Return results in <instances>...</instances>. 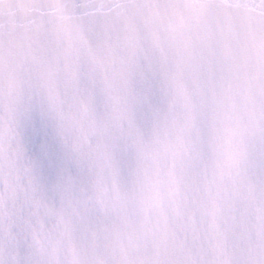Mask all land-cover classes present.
I'll use <instances>...</instances> for the list:
<instances>
[{"label":"snow or ice","instance_id":"obj_1","mask_svg":"<svg viewBox=\"0 0 264 264\" xmlns=\"http://www.w3.org/2000/svg\"><path fill=\"white\" fill-rule=\"evenodd\" d=\"M0 264H264V0H0Z\"/></svg>","mask_w":264,"mask_h":264}]
</instances>
